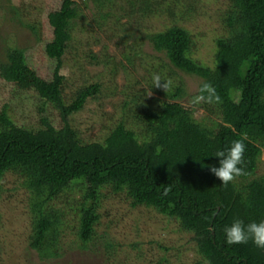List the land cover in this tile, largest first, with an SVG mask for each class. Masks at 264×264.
Wrapping results in <instances>:
<instances>
[{
    "label": "trees",
    "instance_id": "16d2710c",
    "mask_svg": "<svg viewBox=\"0 0 264 264\" xmlns=\"http://www.w3.org/2000/svg\"><path fill=\"white\" fill-rule=\"evenodd\" d=\"M90 1L98 12L95 25L90 26L101 28L110 16L105 9H112L114 0H63L60 9L48 15L54 38L46 45V54L57 62L52 80L30 68L22 48L8 49L7 61L0 63L4 79L19 89L34 91L63 121V127L57 129L44 117L41 128L34 131L15 125L5 113L0 115V189L7 174H16L33 195L29 247L38 256L33 264L59 263L68 251L96 253L99 200L102 190L108 188L126 194L132 206L154 209L193 233L203 259L196 264H264V250L251 242L228 246L223 233L234 218L246 223L264 219V179L249 181L264 148V0H231L233 7L224 17L227 35L217 40L213 67L192 58L191 37L184 29L175 26L147 36L172 70L196 79L199 85L192 106L181 101L188 96V82L182 79L177 78L179 83L171 87L161 74V90L156 91L162 98H152L144 106L140 97L147 91L132 96V86L126 85L123 91L130 99L124 108L142 107L133 120L140 130L121 121L104 142H85L72 119L90 100L98 99L101 81L82 86L67 102L66 78L60 71L73 41L74 20L83 18V7L88 8ZM128 4L127 11L133 14L147 16L151 9L149 0H130ZM9 7L18 15L13 5ZM90 58L105 66L110 62L93 54ZM157 75L158 71L152 73L150 86ZM204 84H209L211 91L202 90ZM194 105L219 118L220 129L215 131L197 121ZM236 140L246 146L244 174L225 187L209 167L219 166L213 155ZM80 187L87 195L80 206L78 240L66 248L62 246L65 215L54 200ZM106 241L110 252L116 245Z\"/></svg>",
    "mask_w": 264,
    "mask_h": 264
},
{
    "label": "rangeland",
    "instance_id": "374dc122",
    "mask_svg": "<svg viewBox=\"0 0 264 264\" xmlns=\"http://www.w3.org/2000/svg\"><path fill=\"white\" fill-rule=\"evenodd\" d=\"M62 1L0 0V63L7 61L8 49L22 48L26 51L30 68L43 79L52 80L57 62L46 54V45L54 38L48 15L60 9ZM114 1L112 9H105L110 16L101 28L90 26L92 23L95 25L97 19L94 3L90 1L88 8L83 7V18L74 20L73 41L60 71L66 78L64 94L67 102L82 86L101 81L102 93L98 99L90 100L84 110L72 119L79 137L85 142H104L121 121L139 131V125H135L133 120L142 107L136 104L130 109L124 108L130 97L123 87L130 84L134 90L132 94L129 91L132 96L147 91V94H141L140 99L142 106L148 105L152 98H162L156 91L161 85L157 87L155 81L153 88L149 85L152 73L157 71V76L161 79L163 74L171 87L177 86L178 79L188 82V96L181 101L192 106V98L199 85L196 79L172 70L165 63L164 55L156 53L145 38L177 26L190 34L192 58L213 67L217 40L227 35L225 13L233 7L231 0H149L151 9L147 10V16H143L140 12L133 14L127 11L130 0ZM11 5L17 9L18 15L9 7ZM27 25L34 26L36 31ZM92 54L99 60L110 59L108 66L102 61L94 62L90 58ZM128 57H132L131 61ZM3 113L15 125L29 130L40 129L44 117H48L57 129L63 127L61 116L52 105L44 104L34 91L19 89L0 75V115ZM194 114L202 125L215 131L220 129L222 121L200 106H195ZM249 179H264V148L256 174ZM23 182L22 176L16 174H7L1 182L0 264H33L38 261V256L29 247L33 195ZM241 183L242 180L237 181L238 185ZM86 195V189L80 187L54 200L65 215L62 246L66 248L78 240L80 206L86 201ZM99 203L96 253L68 251L59 263L54 264H196L203 260L198 254L194 234L184 231L176 221L167 219L154 209L134 207L126 194L116 193L110 188L102 190ZM106 240L116 245L110 252L105 247Z\"/></svg>",
    "mask_w": 264,
    "mask_h": 264
},
{
    "label": "clouds",
    "instance_id": "9594fccd",
    "mask_svg": "<svg viewBox=\"0 0 264 264\" xmlns=\"http://www.w3.org/2000/svg\"><path fill=\"white\" fill-rule=\"evenodd\" d=\"M157 87L161 85L159 76L154 77ZM166 85H163V87ZM202 90L211 91L209 84H204ZM246 146L240 141H232L231 144L217 150L213 156L218 158V165H211L209 170L221 181L223 186H227L236 177L244 174V155ZM225 243L228 246L246 245L249 242L256 248L264 250V219L245 222L243 219L234 218L232 222L223 228Z\"/></svg>",
    "mask_w": 264,
    "mask_h": 264
}]
</instances>
